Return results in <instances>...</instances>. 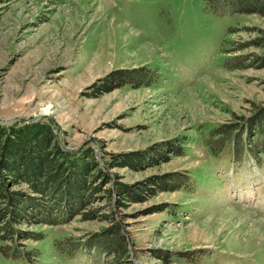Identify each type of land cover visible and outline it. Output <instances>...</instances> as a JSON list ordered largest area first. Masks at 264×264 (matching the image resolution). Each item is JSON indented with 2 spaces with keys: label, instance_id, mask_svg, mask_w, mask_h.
Segmentation results:
<instances>
[{
  "label": "rangeland",
  "instance_id": "obj_1",
  "mask_svg": "<svg viewBox=\"0 0 264 264\" xmlns=\"http://www.w3.org/2000/svg\"><path fill=\"white\" fill-rule=\"evenodd\" d=\"M235 26L231 37L244 45L234 55L246 66L229 70L220 66L221 47ZM258 30L264 15L216 16L202 0H0V121L51 118L65 148L88 145L99 159L120 157L121 166L107 171L124 185L190 174L189 191H156L120 207L102 194L91 202L98 213L115 210L131 264H264V157L260 165L214 158L202 133L264 103ZM146 66L157 73L153 86L85 95L112 70ZM177 143L183 155L167 149L148 159ZM138 155L140 166L126 162ZM106 225L80 214L56 226L20 224L44 235L22 241L34 261L0 254V264H109L85 247Z\"/></svg>",
  "mask_w": 264,
  "mask_h": 264
},
{
  "label": "trees",
  "instance_id": "obj_2",
  "mask_svg": "<svg viewBox=\"0 0 264 264\" xmlns=\"http://www.w3.org/2000/svg\"><path fill=\"white\" fill-rule=\"evenodd\" d=\"M202 2L216 16L264 15V0ZM238 31L237 26L230 28L221 47L220 66L229 70L246 66L244 56L234 55L237 48L244 45L231 37ZM258 31L260 35L253 42L264 46V32ZM255 61L264 66V56ZM157 77V73L147 66L112 70L90 84L85 95L97 98L123 86L132 89L150 87L158 81ZM59 132L53 120L46 117L0 121V254L7 259L31 263L34 259L22 241L40 240L44 235L40 231H22L17 226L26 223L56 226L66 224L80 214L84 220L98 219L107 223L87 239L86 248L98 256L100 253L107 255L109 264H131L127 232L116 219L115 210L101 214L97 208H89L91 202L97 194H102L108 204L120 207L124 206L125 200L142 198L156 191H189L193 186L190 174L174 172L151 178L147 184L124 185L115 174L113 177L107 171L121 166L120 157L109 154L108 159H99L88 145L74 150L65 148ZM202 133L206 135L204 145L212 157L226 154L234 164L241 165L251 159L260 165L264 157V103L256 105L249 117H236L232 123L206 127ZM167 149L183 155L185 148L180 143L162 144L157 150L148 152L152 153L148 159L155 161L156 157L164 156ZM143 160L138 155L136 160L127 159L126 162L136 167ZM23 184L27 191L19 187ZM74 247L71 243L69 249H65L73 252Z\"/></svg>",
  "mask_w": 264,
  "mask_h": 264
},
{
  "label": "bare ground",
  "instance_id": "obj_3",
  "mask_svg": "<svg viewBox=\"0 0 264 264\" xmlns=\"http://www.w3.org/2000/svg\"><path fill=\"white\" fill-rule=\"evenodd\" d=\"M48 107L47 108H45V109H42V111H41V113H44V114H46L47 112H48Z\"/></svg>",
  "mask_w": 264,
  "mask_h": 264
}]
</instances>
